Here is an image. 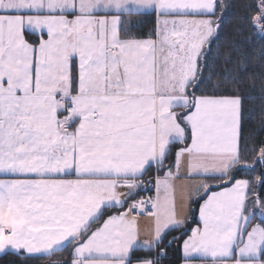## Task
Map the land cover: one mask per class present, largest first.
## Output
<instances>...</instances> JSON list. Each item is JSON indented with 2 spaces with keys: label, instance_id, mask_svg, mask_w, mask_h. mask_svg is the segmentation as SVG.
<instances>
[{
  "label": "snow or ice",
  "instance_id": "6c2138e0",
  "mask_svg": "<svg viewBox=\"0 0 264 264\" xmlns=\"http://www.w3.org/2000/svg\"><path fill=\"white\" fill-rule=\"evenodd\" d=\"M231 7L0 0V255L264 264V0L225 41Z\"/></svg>",
  "mask_w": 264,
  "mask_h": 264
},
{
  "label": "trees",
  "instance_id": "16d2710c",
  "mask_svg": "<svg viewBox=\"0 0 264 264\" xmlns=\"http://www.w3.org/2000/svg\"><path fill=\"white\" fill-rule=\"evenodd\" d=\"M232 7L226 12L224 17V35L223 39L225 41H231L238 39L231 32L233 25L239 24L241 22V17L244 14V10L241 7L243 0H229ZM151 27V24L148 25ZM247 35H251V30L249 29L246 33ZM258 43V42H257ZM258 55V49H257ZM262 102L259 99L258 91L251 94V98L246 103V108L248 109L249 116V126L252 129L259 128L261 121L264 120V111H262ZM261 137H264V133H260ZM55 257H53L54 259ZM0 264H44L43 260H26L22 257H18L11 252L0 255ZM179 264V261L176 262Z\"/></svg>",
  "mask_w": 264,
  "mask_h": 264
},
{
  "label": "crops",
  "instance_id": "0c3cea01",
  "mask_svg": "<svg viewBox=\"0 0 264 264\" xmlns=\"http://www.w3.org/2000/svg\"><path fill=\"white\" fill-rule=\"evenodd\" d=\"M149 226H150V221L148 220V218L146 216L142 217L141 223H140V227L142 229V236H143L144 230L147 229Z\"/></svg>",
  "mask_w": 264,
  "mask_h": 264
},
{
  "label": "built area",
  "instance_id": "2783aa9c",
  "mask_svg": "<svg viewBox=\"0 0 264 264\" xmlns=\"http://www.w3.org/2000/svg\"><path fill=\"white\" fill-rule=\"evenodd\" d=\"M148 194H150V193H146L145 195H148Z\"/></svg>",
  "mask_w": 264,
  "mask_h": 264
}]
</instances>
